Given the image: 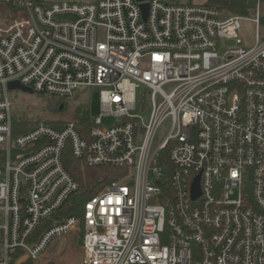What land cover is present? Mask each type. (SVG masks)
<instances>
[{
  "label": "built area",
  "instance_id": "obj_1",
  "mask_svg": "<svg viewBox=\"0 0 264 264\" xmlns=\"http://www.w3.org/2000/svg\"><path fill=\"white\" fill-rule=\"evenodd\" d=\"M0 3L13 4L0 20V264L38 261L53 238L79 231L71 215L38 234L79 190L67 148L89 167L124 170L85 205L82 264H264L259 7L247 46L248 18L207 4ZM16 81L57 98L99 88L103 114L86 136L74 122L14 136L8 85ZM142 87L148 122L134 114ZM105 116L118 121L104 127ZM166 150L170 173L159 162Z\"/></svg>",
  "mask_w": 264,
  "mask_h": 264
},
{
  "label": "trees",
  "instance_id": "obj_2",
  "mask_svg": "<svg viewBox=\"0 0 264 264\" xmlns=\"http://www.w3.org/2000/svg\"><path fill=\"white\" fill-rule=\"evenodd\" d=\"M35 1L42 2L41 0ZM207 5L215 6L234 15H244L249 12L248 0H209ZM11 11H13V4L0 3V14L5 15ZM260 21L264 23V18H261ZM87 90L77 91L71 98L40 95L45 102L42 114L32 112L27 107L16 106L12 118L14 136L25 134L41 124L49 125L55 129H62L67 122H74L78 131L86 136L92 124L90 105L85 96ZM168 155V150L163 152L159 162L170 173L171 165ZM63 162L68 172L79 184V190L69 198L62 209L43 224L38 234L48 225L75 215L81 219V227L77 233L79 234V244L82 246L85 232L82 219L86 203L106 185L121 179L124 170L109 166L89 167L75 159L70 152V148H67L64 152ZM18 255H20V252L16 253V257ZM37 262L25 261L20 264H39ZM10 264H18L17 259H13Z\"/></svg>",
  "mask_w": 264,
  "mask_h": 264
},
{
  "label": "rangeland",
  "instance_id": "obj_3",
  "mask_svg": "<svg viewBox=\"0 0 264 264\" xmlns=\"http://www.w3.org/2000/svg\"><path fill=\"white\" fill-rule=\"evenodd\" d=\"M43 3L53 4L62 2H73L81 4H91L97 0H41ZM200 4L206 3L208 0H194ZM249 12L241 15L248 19H245L241 24V38L244 44L247 46H253L256 41V24L250 19L256 16L257 9L259 7V15L264 18V0H248ZM7 17V14H0V20ZM227 14L221 16V19H226ZM259 32L261 37L264 36V23L259 26ZM86 100L90 105L91 118L94 119L103 114L101 100H100V89H88L86 94ZM10 97L13 102V113L16 106L27 107L30 111L35 113H43L45 102L39 94L28 95L20 91H10ZM151 104L150 96L146 93L144 87L137 91V107L134 114L143 117L145 122L149 121L151 115ZM104 127L113 126L118 120L112 116H105L102 118ZM169 121V120H168ZM169 129V123L165 125L163 129L157 135V143L165 136ZM106 187V186H105ZM83 253L81 245L79 244V234L73 232L67 235L55 237L52 239L50 246L48 247L44 256L38 260L39 264H82Z\"/></svg>",
  "mask_w": 264,
  "mask_h": 264
},
{
  "label": "water",
  "instance_id": "obj_4",
  "mask_svg": "<svg viewBox=\"0 0 264 264\" xmlns=\"http://www.w3.org/2000/svg\"><path fill=\"white\" fill-rule=\"evenodd\" d=\"M145 15H147V11H148V6L144 5L143 6ZM8 89L9 91H20L24 94H28V95H34V91L26 86H23L20 82L16 81V82H10L8 85ZM200 196V190H199V182L197 181L194 187V193H193V199L196 200L198 199Z\"/></svg>",
  "mask_w": 264,
  "mask_h": 264
},
{
  "label": "crops",
  "instance_id": "obj_5",
  "mask_svg": "<svg viewBox=\"0 0 264 264\" xmlns=\"http://www.w3.org/2000/svg\"><path fill=\"white\" fill-rule=\"evenodd\" d=\"M181 2H183V3H194V4H200V3H198V2H195L194 0H180ZM209 2V0L206 2V3H204V4H207ZM200 5H203V4H200Z\"/></svg>",
  "mask_w": 264,
  "mask_h": 264
},
{
  "label": "snow or ice",
  "instance_id": "obj_6",
  "mask_svg": "<svg viewBox=\"0 0 264 264\" xmlns=\"http://www.w3.org/2000/svg\"><path fill=\"white\" fill-rule=\"evenodd\" d=\"M116 202H117V203H119V202H120V201H119V198H117ZM104 203H109V204H110V203H112V200H111V198H109V200H108V201H106V202H105V201H101V204H104ZM105 211H107V209H105Z\"/></svg>",
  "mask_w": 264,
  "mask_h": 264
}]
</instances>
